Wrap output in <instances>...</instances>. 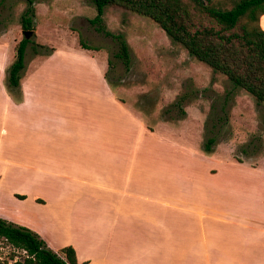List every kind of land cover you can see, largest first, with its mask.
I'll return each instance as SVG.
<instances>
[{
    "label": "crops",
    "instance_id": "obj_1",
    "mask_svg": "<svg viewBox=\"0 0 264 264\" xmlns=\"http://www.w3.org/2000/svg\"><path fill=\"white\" fill-rule=\"evenodd\" d=\"M48 59L23 60L14 94L0 55V181L10 165L36 184L49 249L71 246L75 264H264L260 159L177 144L184 135L147 127L104 68L100 87H78Z\"/></svg>",
    "mask_w": 264,
    "mask_h": 264
},
{
    "label": "rangeland",
    "instance_id": "obj_2",
    "mask_svg": "<svg viewBox=\"0 0 264 264\" xmlns=\"http://www.w3.org/2000/svg\"><path fill=\"white\" fill-rule=\"evenodd\" d=\"M25 11L33 33L26 38L23 60L34 59L26 70L50 57L45 65L68 71L78 87H100L97 72L104 68V84L122 96L147 127L168 122L184 135L185 141L177 144L189 148L198 141L203 149L206 138L213 137L210 150L217 149L219 156L229 151L238 160L260 159L259 167L264 169V103H256L225 76L188 55L148 18L104 6L101 21L92 23L95 8L85 0H0L3 58H14L15 45L23 37ZM98 26L108 34L97 30ZM120 42L127 49V64L117 56ZM57 52L70 55L62 58ZM6 77L7 70L4 84L18 93V86L9 87ZM157 132L161 133L159 128ZM7 166L0 181V219L40 236L34 228L46 210L36 184L24 181L20 168ZM22 255L0 239V264H11Z\"/></svg>",
    "mask_w": 264,
    "mask_h": 264
},
{
    "label": "trees",
    "instance_id": "obj_3",
    "mask_svg": "<svg viewBox=\"0 0 264 264\" xmlns=\"http://www.w3.org/2000/svg\"><path fill=\"white\" fill-rule=\"evenodd\" d=\"M95 8L90 20L99 23L104 6H116L154 22L170 41L181 45L188 55L218 72L264 103V29L258 20L264 14V0H85ZM24 30L32 28L27 11L21 17ZM97 30L108 34L101 26ZM27 43L22 37L14 48L7 68V84L18 86ZM82 47L88 45L80 42ZM118 55L128 63L127 49L120 42ZM214 138H206L203 150L209 151ZM0 239L23 252L11 264H75L74 250L66 245L57 252L49 249L35 233L0 219ZM13 258V255H10Z\"/></svg>",
    "mask_w": 264,
    "mask_h": 264
},
{
    "label": "water",
    "instance_id": "obj_4",
    "mask_svg": "<svg viewBox=\"0 0 264 264\" xmlns=\"http://www.w3.org/2000/svg\"><path fill=\"white\" fill-rule=\"evenodd\" d=\"M32 33H33L32 30H23V31H22V36H23L24 38H28Z\"/></svg>",
    "mask_w": 264,
    "mask_h": 264
}]
</instances>
